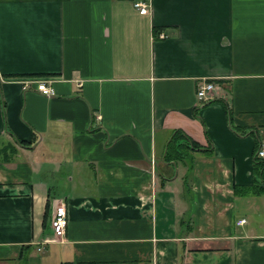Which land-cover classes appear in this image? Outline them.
<instances>
[{
    "label": "crops",
    "instance_id": "crops-1",
    "mask_svg": "<svg viewBox=\"0 0 264 264\" xmlns=\"http://www.w3.org/2000/svg\"><path fill=\"white\" fill-rule=\"evenodd\" d=\"M134 1L0 0V264H264V0Z\"/></svg>",
    "mask_w": 264,
    "mask_h": 264
},
{
    "label": "built area",
    "instance_id": "built-area-1",
    "mask_svg": "<svg viewBox=\"0 0 264 264\" xmlns=\"http://www.w3.org/2000/svg\"><path fill=\"white\" fill-rule=\"evenodd\" d=\"M133 5L141 13L147 11L146 5L141 0H135ZM162 36V35H161ZM36 83V90L43 96H51L53 94V89L49 85L46 79H34ZM27 85V84H25ZM217 85L213 82L204 81L200 83L197 87L196 97L198 100H207L210 96V93L215 90ZM256 156L259 158H264V143H261L256 151ZM245 219H240L238 224L244 223ZM68 224L67 210L64 202L54 201L53 202V211L51 215L50 225L52 228V238L45 241H61L65 238L66 228Z\"/></svg>",
    "mask_w": 264,
    "mask_h": 264
},
{
    "label": "trees",
    "instance_id": "trees-1",
    "mask_svg": "<svg viewBox=\"0 0 264 264\" xmlns=\"http://www.w3.org/2000/svg\"><path fill=\"white\" fill-rule=\"evenodd\" d=\"M22 144H26L24 141H21ZM198 144L194 141H192L189 137H187L184 133L182 132H176L175 134L172 136L171 141L169 142V145L167 147V152H166V156H165V160H171V159H176L177 157H173L172 158V151L174 153H176L178 156H180L181 154H183L185 151V149H194V148H198ZM11 153H13V149L10 151ZM255 160H257L256 156H255ZM260 164V161H256L255 163V168L256 170H258V174L260 175L261 179H264V167L260 166L258 168ZM263 165V164H262Z\"/></svg>",
    "mask_w": 264,
    "mask_h": 264
}]
</instances>
